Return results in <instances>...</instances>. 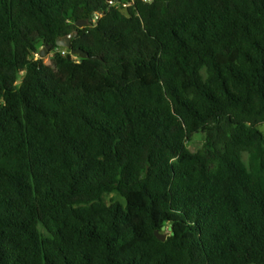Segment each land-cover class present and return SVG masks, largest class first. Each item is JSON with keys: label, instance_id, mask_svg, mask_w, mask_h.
Listing matches in <instances>:
<instances>
[{"label": "trees", "instance_id": "16d2710c", "mask_svg": "<svg viewBox=\"0 0 264 264\" xmlns=\"http://www.w3.org/2000/svg\"><path fill=\"white\" fill-rule=\"evenodd\" d=\"M109 1L0 0V264H264V0Z\"/></svg>", "mask_w": 264, "mask_h": 264}, {"label": "water", "instance_id": "95a60500", "mask_svg": "<svg viewBox=\"0 0 264 264\" xmlns=\"http://www.w3.org/2000/svg\"><path fill=\"white\" fill-rule=\"evenodd\" d=\"M87 24H88L87 22L78 23L77 28L82 29L83 27L87 26ZM76 36H77V33L69 35L66 38H59L57 40V47L71 50V54L73 56L79 57L81 59H88L90 57L89 54L85 53L84 51H82L80 49H77V50L72 49V47H73L72 40ZM52 48H53V44L47 46L44 50L41 51V53L39 54V58L44 59L46 57L47 52L50 51ZM157 236H158L159 240H161L162 242H165L166 239L168 238L167 235H163L160 232H157Z\"/></svg>", "mask_w": 264, "mask_h": 264}, {"label": "rangeland", "instance_id": "374dc122", "mask_svg": "<svg viewBox=\"0 0 264 264\" xmlns=\"http://www.w3.org/2000/svg\"><path fill=\"white\" fill-rule=\"evenodd\" d=\"M45 48H42L44 50ZM64 49V48H61ZM54 53L51 51H48L46 54V57L43 59L47 64L50 63L51 58H53ZM37 58H39V55H37ZM259 129L261 132L264 133V126H260ZM210 131L208 129L202 130L198 135L194 136L191 140L188 141L190 150L195 151L198 149L199 146H201L209 136ZM112 200H115L117 202H121L125 204L124 199L121 198V196L117 194H112L107 198V202H110Z\"/></svg>", "mask_w": 264, "mask_h": 264}, {"label": "built area", "instance_id": "2783aa9c", "mask_svg": "<svg viewBox=\"0 0 264 264\" xmlns=\"http://www.w3.org/2000/svg\"><path fill=\"white\" fill-rule=\"evenodd\" d=\"M136 1H139V0H131L128 3H121L118 0H111V1H109V4H110L111 7H114V8H117V9H122V8L126 9L128 6H131ZM141 1H143V2H151V0H141ZM97 19H98V17H97Z\"/></svg>", "mask_w": 264, "mask_h": 264}]
</instances>
